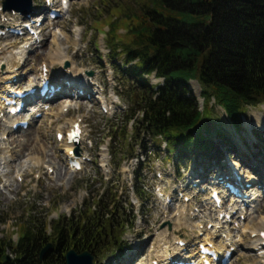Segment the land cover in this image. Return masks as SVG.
Listing matches in <instances>:
<instances>
[{
  "label": "rangeland",
  "instance_id": "374dc122",
  "mask_svg": "<svg viewBox=\"0 0 264 264\" xmlns=\"http://www.w3.org/2000/svg\"><path fill=\"white\" fill-rule=\"evenodd\" d=\"M34 1L36 2L34 9L37 8L38 10L33 17L34 19H42L43 16L38 14L46 12V0ZM2 2L3 0H0V6H2ZM54 2L57 4L55 8L62 10V16L54 21L43 17L39 26V30H42L43 41H30L31 44H28V49H26V56L28 57L26 62L21 50L27 39L25 36H0V54L5 52L0 55V59H4L6 53L9 55L8 52H13L11 65H16L15 68L20 74L17 85L23 89L33 77L40 75L44 65L51 69L52 77L59 76L62 71L61 68L66 63L61 65L60 62H57L51 67L50 59L56 53L61 56L64 55L67 62L70 63L68 69L72 66L75 68L74 73L79 74V76L83 72L82 74L88 78H85V81L91 82L94 96L77 98L75 92L71 97L66 93L60 94L50 103L52 110L50 109L48 114L42 113L36 118L30 131L18 129L11 133L9 131L11 117L0 118V238L9 237L16 242L22 232L18 226L23 222L35 221L39 225L47 221L52 225L57 219L70 218L74 212L78 214L80 209L86 206V201L90 200L91 202L93 196H97L99 192L102 193L115 185L119 196H121L119 200L125 201L126 206H128V200L130 204H134L135 225L126 231L124 237L132 245L133 254L131 258L135 252L142 256L136 264H153L154 261L162 259L161 256H158L161 243L163 247L162 237L172 241L174 246L171 247V251L176 253H179L180 250L174 238H183L189 246L196 239L203 240L205 235L199 236L198 229L193 224H189V221L179 218L182 221L178 222V218L173 216L176 212L175 207L167 208L155 194L153 186L158 183L161 184V181L155 180L153 176L157 163L162 165L163 161L169 168V165L173 166V155H170L172 158L167 161L166 155L168 153L166 154L162 147L147 153L139 140L135 141L131 138L133 122H127L123 118L130 108V98L125 92L128 83L121 76V73L117 74L110 62L113 59H110V50L107 47L108 26L105 23V17L108 12L109 15L111 14V6L119 3L122 8L133 6L137 11L141 0H69L68 4H65V8L63 5L60 6V0H54ZM117 12L115 10L116 14ZM25 17L26 15L20 13L0 12V23L5 20L3 24L6 26L9 25L8 22H12L10 24L12 26L18 25L22 20H27L24 19ZM102 17L103 20H101ZM192 19L200 22L207 21L204 14L193 15ZM119 32L124 34L125 29L122 28ZM6 46H11V48L8 49ZM115 61V67L119 68L120 65L121 68L123 66L121 59ZM24 62L25 65H23ZM63 71L66 72V69L64 68ZM88 72H92V76H89ZM70 73L73 74V71ZM146 77L152 85H161L163 82L161 78L155 77L153 74ZM1 83L0 80V85ZM189 84L197 98L200 110L203 109L205 102L201 95L202 88L199 81L192 79ZM82 88L86 89V87ZM76 91L79 89L77 88ZM106 100L108 103L115 102L112 114L105 113L101 107ZM68 102L71 103V106ZM62 106H65L64 112L59 113ZM29 113L13 119L16 121L19 119L20 121L26 120ZM202 118V126L213 129L215 128L214 125L222 124L231 133L229 145L227 143L222 144L224 141L216 140L215 152L221 150V156L223 155L222 158L224 159L220 163L224 164L225 168L230 167L227 162L235 165L237 172L242 178L244 177L246 182L254 179L246 177L248 172L253 173V176H256L255 179L258 178L259 174L262 175L259 171L248 168L245 164V158L256 153L257 155L253 157L264 164V129L258 126L260 123L256 124L261 122L264 127V105L248 107L241 116L242 127L238 130L231 127L224 109L215 103L214 99L207 105ZM77 120H83L86 135L77 146L78 155L83 161V169L70 174L66 168L69 161L67 145L64 144L66 138L64 137L63 141L59 140L57 134L61 131L65 135L72 123ZM198 130L200 132V129ZM10 137L13 138V146L10 144ZM220 139L222 140V138ZM144 142L145 145L150 143L149 146L151 147L154 145L148 136L145 137ZM198 146L196 154L204 152ZM169 148L171 151L175 150L173 145H170ZM132 152L139 156L140 160H145L144 164L146 163L144 165L145 178L143 184L146 187L147 202H142L134 191V171L138 166V158L134 157L130 160L124 157L123 160L121 159L124 155L128 156ZM192 152H190L191 155ZM38 157L45 162L41 163L40 167H34L33 164L29 163L33 158L37 159ZM193 157L191 156V160ZM36 159L34 160L37 161ZM104 159L106 161H103ZM246 159L248 160L249 157ZM21 166H24L23 169L25 170L21 171L20 174L15 172L11 175L12 167ZM53 169H55L54 174L52 173ZM259 170L263 172L261 167ZM252 184L249 191L252 193L257 189L258 193L261 194L262 189L255 185L256 183ZM191 192L197 193L196 190H191L189 193ZM209 197L210 194L206 193V197L202 198L203 206L202 202L198 203L201 198L197 196L192 204L185 202L191 204L188 205L189 210L196 208L194 207L196 205L198 209L203 210L202 217L196 218L203 225L208 222L215 223L218 215L214 208L213 211L211 210L212 203ZM206 198L208 199L205 200ZM251 198L249 199L252 201ZM251 201L250 204L255 207L253 209L249 207L247 213L243 214L245 219L239 218V223L242 226L246 224L259 228L261 222L264 224V203L261 206H256L258 202L253 204ZM260 201H264V198ZM204 205L210 209L205 208ZM238 215L240 214L238 213ZM168 220L172 221V228L164 224ZM223 224L227 225V223ZM173 229H176L175 235L171 234ZM51 230L49 228L48 232ZM216 234V243L224 242L226 231L222 230ZM235 236L234 241H236L237 250L232 258V264H264V255L259 254L261 257H257L258 252L250 249L251 242L256 238V236L251 235L250 230L247 232V237H243V239H240L237 233ZM174 247L176 249H173ZM5 256L11 260L15 255L11 250H8ZM97 260L98 262L101 261L102 264H117L113 258L104 260L97 258Z\"/></svg>",
  "mask_w": 264,
  "mask_h": 264
},
{
  "label": "trees",
  "instance_id": "16d2710c",
  "mask_svg": "<svg viewBox=\"0 0 264 264\" xmlns=\"http://www.w3.org/2000/svg\"><path fill=\"white\" fill-rule=\"evenodd\" d=\"M110 13L105 17L110 62L128 83L125 92L130 98L123 118L133 121L131 138L144 149L148 136L155 145L167 140L169 146L179 148L181 156L198 145L206 154L212 153L216 146L211 135L200 133L203 112L190 88L192 79L201 85L205 107L215 99L235 128L241 127V115L248 106L264 103V0H141L137 11L119 3L111 6ZM198 14L207 21H194L192 16ZM122 28L124 34L119 32ZM119 59L123 61L120 69L115 67ZM153 73L164 83L152 85L145 75ZM215 134L227 142L223 129ZM141 167L142 162L134 171V184L144 201ZM120 198L112 185L70 218L57 219L52 225L20 223L17 242L0 238V264H65V254L72 248L90 250L98 264L102 263L97 258L124 263L132 250L124 234L134 227L136 215L130 201L126 206ZM49 243L52 247L40 260L41 250ZM8 250L15 256L5 261Z\"/></svg>",
  "mask_w": 264,
  "mask_h": 264
},
{
  "label": "bare ground",
  "instance_id": "6f19581e",
  "mask_svg": "<svg viewBox=\"0 0 264 264\" xmlns=\"http://www.w3.org/2000/svg\"><path fill=\"white\" fill-rule=\"evenodd\" d=\"M52 1H54V0H52ZM60 1H62V0H60ZM37 21H38V19H35L34 23H36ZM29 24L30 23L25 24V26L29 25ZM36 25L37 24H33L32 25V29L35 30L36 37H34V36L30 37L29 40H31V41L32 40L37 41L38 39L43 40V35L41 34L42 30H39L40 27H38ZM0 28L4 29L2 23H0ZM28 44L30 45L31 42L30 41H26V43H24L23 46L21 47L22 55L25 56V58H26L25 62H26V60L28 58L26 56V49H27V45ZM6 48L9 49V48H11V46H6ZM4 53L5 52H2L1 54H4ZM8 53H10V54L7 55V53H6V57L4 59H0V80L2 81V83L0 85V98L2 96L3 97H5V96L7 97L8 91L15 92V93L22 91V87L17 85V83L19 81L18 79L20 78L19 71H18V69L15 68L16 65H11V59L13 57V52H8ZM66 61H67L66 60V56H64V55L61 56L58 53H56V54H54V56L53 55L51 56L50 66L52 67L57 62H60L61 65H63ZM25 62L23 63V65H25ZM61 70L62 71L60 72L59 76L53 78V83H55L56 86H58L59 84L62 85L61 93H66V94L69 95V97H71L72 96L71 93L73 91L72 89L79 88L80 86H85L86 87V91H85L86 95L83 96V97L84 98H88L87 96H90V95L94 96V92L92 91V88H91L92 86H91V84H90V82L88 80L85 81V78L86 79H88V78L85 77V75L82 74L83 72L81 73V76H79V74L76 75L74 73L75 68H73L72 66L69 69H67L68 72H64L62 68H61ZM72 71H73V74H71V75L68 74V73H70ZM40 76H42L41 73H40ZM40 76L33 77V79L30 80V82L33 84L34 79L40 78ZM60 78H62V80H60V82H57L58 81L57 79H60ZM15 79H17V82L14 81ZM66 80H67V82L68 81L71 82L72 89H70V86H68V84L65 83ZM81 80H83L82 83L84 82V84L81 83ZM27 87H28V85H27ZM55 96H60V94H56ZM80 97L81 96H79V98ZM53 98H55V97H53ZM33 99L36 100L35 101L36 103L34 105H32L33 106L32 107V113H29L30 112L29 108H25V110L23 112H21V113H19L17 115V117L20 118L22 116V114L27 115V113H29L28 121L30 122V125L28 126L27 131H30L31 127L34 126L33 122L35 120V114L37 112L47 113L50 109L52 110V107L50 106L48 108V110L45 111V106L48 104V100H46L45 98H42V100H39L37 98V96H35V94H34L33 96L30 97V99H27V100L31 101ZM68 103L71 106V103L70 102H68ZM3 106H4V102H2V99H0V109ZM64 107L65 106L61 107V111L59 113L64 112ZM10 122H11V124L9 125V128H10L9 131L11 133H13L15 131L13 128H14V123L16 122V120H14L12 118ZM259 123H260V125H258ZM256 124L258 126H261L262 129H264V127L262 125L263 123L257 122ZM60 133H62V132L60 131ZM10 138H11L10 144H11V146H13V144H12L13 138L12 137H10ZM64 144L67 145L68 153H70L71 150L76 148V145H74V143H69L68 141H65ZM19 145H20V143H19ZM10 152L12 154H14V152L12 150H10ZM20 152H21V150H20ZM76 154H77L76 152H74L72 154L70 153L69 154V159L76 157L77 156ZM256 155H257L256 153L253 154V156H256ZM253 156H251V155L248 156L249 157L248 160L246 159L248 157H246L245 158V162H246L245 164H247L248 168H251L253 170H257V171H259V173H262V171H260L259 168L261 167V169L264 171V164H262V162L258 161ZM259 157H261V156H259ZM263 158H264V156H263ZM34 159H36V158H33L32 161H34V162H32V161L29 162L30 164H33L34 167H36V166L40 167L41 163H45L40 157H38L36 159L37 161H35ZM103 161H106V160L104 159ZM242 161L244 163V160H242ZM236 165H238V164H236ZM23 167L24 166H21V167H18V168L17 167H12V170L10 172L11 175H13L15 172L17 174H20L21 171L25 170V169H23ZM241 167H242V165H241ZM66 168H67L68 173H70V174L76 173V171L74 170V167H70L69 164L67 165ZM247 172H248V170H247ZM52 173L53 174L55 173V169H53ZM60 173H62V171H60ZM246 174H247L246 177H249L250 179L254 178V179L250 180V183H256L255 185L261 184L264 181V175L259 174L258 178L255 179L256 176H253V173H251V172L249 173L248 172ZM241 182H243V181H241ZM247 191L248 190L243 189V193L247 194ZM262 194L263 193H261V194L258 193L257 189L255 191H253L252 193L250 192V195L253 198V200L251 202L253 204H256L254 202H258L256 204V206H258V205L261 206L264 203V201H260V199H261L260 197L262 196ZM81 196H83V195H81ZM206 199H208V198H206ZM248 201H245V198L243 196L239 197V196L233 195L232 200H231V204H230L231 205V207H230L231 209L227 211V213H228L227 217L229 215H231V216L229 217V219H227V217L221 218V212H223V209L220 208L218 210L219 212H218L217 218L215 220V223H213V225L211 226L212 229L208 228V226H207L208 224L202 226L203 224L200 221L196 220V218L202 217V215L201 214H191L190 211L188 210V205H186V204H181L179 206V208H178V212L175 213V215H173V216L178 218V222L181 219L185 220V221H189V224H191V225L193 224L195 226V228L198 229V231H199L198 235H201V234L205 235L204 240L207 241V242L205 244H203V245H204V247L207 248L206 250H208V251L220 253L223 250L229 249L231 246H234L232 248H236V250H237L236 241H234V237H236L235 234L237 233L239 235V238L243 239V237H247L248 230H250V233H251L252 236H256V238L253 239V241L251 242L250 249H255V248H258V250L259 249H263L264 247L260 248L261 244L263 243L262 242L263 240L261 238L260 233H261L262 230H264V224L261 222L259 224V228L253 227L252 225H246V224H244L242 226V224L240 225V223H239L240 222V220H239L240 215L238 216V218L236 216L237 215L236 213H238V211H241V215L244 214V211L247 209L245 207V203L247 204ZM253 207H255V206L252 205V209H253ZM216 208L217 207L214 206V210ZM200 212H201V210H200ZM179 218H181V219H179ZM225 222L227 223V225L223 224ZM237 222L239 223V225H238L239 227L236 226ZM208 223H210V222H208ZM231 224H233V225L231 226ZM222 230L226 231V234H225L226 236H224L225 237L224 242L216 243V235H217L216 233H218V232H220ZM175 233H176V229H173L171 234L175 235ZM174 239H176V241H179L181 238L177 237V238H174ZM162 240H163V247H162V243H161L160 244L161 248L158 250V256L162 257V259L158 260L159 264L164 263V262L171 263V257H174V252L171 251V247H173L174 244L171 243L172 241L171 242L168 241V239L165 238V237H162ZM173 249H176V248L174 247ZM181 249H183V248H181ZM181 249L179 248L180 251H181ZM245 249H249V248H245ZM186 257H188L189 259L193 260V262L195 264H203L204 261H208V262H210L212 264H216V262L213 259V257H211L210 255L209 256L205 255V254L200 255V254H198V252H196L195 248H191L190 251L188 252V254H186ZM257 257H261V256L259 254H257ZM186 261H188V260H185V262ZM230 264H232V263H230Z\"/></svg>",
  "mask_w": 264,
  "mask_h": 264
},
{
  "label": "water",
  "instance_id": "95a60500",
  "mask_svg": "<svg viewBox=\"0 0 264 264\" xmlns=\"http://www.w3.org/2000/svg\"><path fill=\"white\" fill-rule=\"evenodd\" d=\"M4 11H18L25 14H29L34 10L33 0H4L3 1ZM90 74H93L90 72ZM166 224L172 227V223L168 221ZM52 247V243L47 244L43 247L40 252V260H42L48 250ZM5 261H9L7 256L4 257ZM65 264H97L95 262V256L89 250L78 252L75 248L70 249L65 255Z\"/></svg>",
  "mask_w": 264,
  "mask_h": 264
}]
</instances>
